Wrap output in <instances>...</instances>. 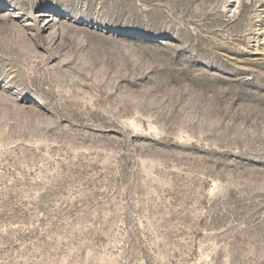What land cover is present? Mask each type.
<instances>
[{
  "label": "rangeland",
  "instance_id": "374dc122",
  "mask_svg": "<svg viewBox=\"0 0 264 264\" xmlns=\"http://www.w3.org/2000/svg\"><path fill=\"white\" fill-rule=\"evenodd\" d=\"M0 264H264V0H0Z\"/></svg>",
  "mask_w": 264,
  "mask_h": 264
}]
</instances>
